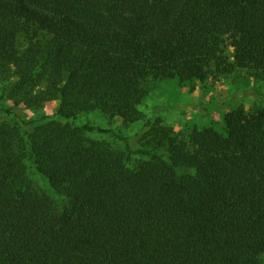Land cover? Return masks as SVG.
<instances>
[{"label":"trees","instance_id":"obj_1","mask_svg":"<svg viewBox=\"0 0 264 264\" xmlns=\"http://www.w3.org/2000/svg\"><path fill=\"white\" fill-rule=\"evenodd\" d=\"M236 68L264 74V0H0L1 96L58 102L0 118V264H264V110L147 119L136 149L73 120Z\"/></svg>","mask_w":264,"mask_h":264},{"label":"rangeland","instance_id":"obj_2","mask_svg":"<svg viewBox=\"0 0 264 264\" xmlns=\"http://www.w3.org/2000/svg\"><path fill=\"white\" fill-rule=\"evenodd\" d=\"M42 98L43 107L30 110L23 104L17 106L11 100L3 99L0 93L1 120L25 125L29 117H57V100L48 98L46 92L42 93ZM238 106L248 112L264 110V74H252L248 70L236 68L230 73H212L206 80L194 82L193 85L181 83L178 79L159 82L140 107L145 118L128 127L123 126L120 119H109L98 112L83 114L73 120L78 125L88 124L96 128L90 133L96 138L111 134L98 128L122 131L126 138L120 139L118 143L124 144L126 141L136 149L141 128L147 119L159 116L176 130L193 126L220 129L225 114ZM37 180L43 183L39 178Z\"/></svg>","mask_w":264,"mask_h":264}]
</instances>
